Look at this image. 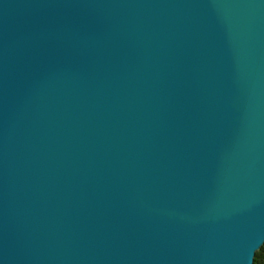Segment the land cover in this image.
Here are the masks:
<instances>
[{"label": "water", "instance_id": "1", "mask_svg": "<svg viewBox=\"0 0 264 264\" xmlns=\"http://www.w3.org/2000/svg\"><path fill=\"white\" fill-rule=\"evenodd\" d=\"M264 0H0V264H253Z\"/></svg>", "mask_w": 264, "mask_h": 264}, {"label": "trees", "instance_id": "2", "mask_svg": "<svg viewBox=\"0 0 264 264\" xmlns=\"http://www.w3.org/2000/svg\"><path fill=\"white\" fill-rule=\"evenodd\" d=\"M253 264H264V244L263 246L256 252Z\"/></svg>", "mask_w": 264, "mask_h": 264}]
</instances>
